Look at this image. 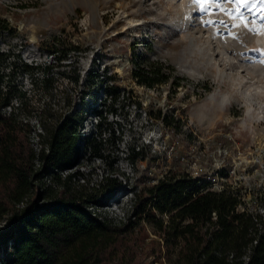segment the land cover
<instances>
[{
    "label": "rangeland",
    "instance_id": "374dc122",
    "mask_svg": "<svg viewBox=\"0 0 264 264\" xmlns=\"http://www.w3.org/2000/svg\"><path fill=\"white\" fill-rule=\"evenodd\" d=\"M192 1L185 7L190 10L193 6L194 10L187 32L177 23L184 14H178L169 0H0V17L8 25L0 28V49L14 53L6 56L1 66L13 71L14 81L24 91L21 97L16 96V111L32 124L29 140L35 150L42 122L55 120L82 99L102 108L112 124L110 133L102 128L91 139L99 117L88 115L81 127L83 135L92 142L99 140L105 155L86 149L61 172L63 176L79 170L71 179L88 185L107 173L118 177L120 185L111 196L98 207L90 206L103 215H125L133 188L167 172L187 170L202 176L212 187L240 186L239 207L264 215V154H260L264 148V98L238 87L230 77L242 74L253 81L251 68H264V63L257 61L264 58V41L256 37L264 30V6L256 4L251 11L244 10L253 28L250 31L248 25L234 26L241 21L231 19L215 5V14H208ZM201 16L206 19L203 23ZM220 18L226 19V28L234 34L231 37L230 32L220 29L223 42L211 35ZM210 20L215 21L208 23ZM190 34L197 38L200 49L192 46ZM236 36L242 43L234 42ZM209 41L211 49L206 48ZM59 42L64 46L75 42L79 47L57 57L50 48ZM217 42L225 44L228 54L237 48L244 63L239 65L238 57H226ZM133 48L142 58L159 59L170 78L152 85L137 82L132 74ZM29 50L35 54L28 55ZM207 52H213L216 65L206 61ZM16 53L39 66L34 68L37 83L20 68ZM42 66L49 67L44 80H40ZM219 68L226 76L215 75ZM89 72L97 75L88 80ZM110 92L116 93L113 104ZM227 92L230 100L222 103L221 94ZM244 100L263 116L247 115ZM158 108L164 116L154 115ZM131 147L139 152L131 153ZM40 189L34 185L29 194L36 196ZM4 225L0 219V227ZM146 227L147 235L141 242L144 259L169 264L163 247L159 250L162 240L151 242L150 237L156 234Z\"/></svg>",
    "mask_w": 264,
    "mask_h": 264
},
{
    "label": "trees",
    "instance_id": "16d2710c",
    "mask_svg": "<svg viewBox=\"0 0 264 264\" xmlns=\"http://www.w3.org/2000/svg\"><path fill=\"white\" fill-rule=\"evenodd\" d=\"M4 27H8L7 22L0 17V28ZM53 47L51 51L62 57L79 45L59 42ZM132 53V74L137 82L152 85L170 78L159 59L142 58L135 48ZM10 54H14L12 50L0 49V105L24 94L13 71L1 66ZM19 60L20 68L37 83L34 68L39 66L21 57ZM41 70L40 80H44L49 67ZM94 74L89 72L87 79H93ZM115 96L110 92L111 104ZM92 113L99 120L90 132L91 139L102 128L110 133L112 124L102 108L82 99L55 120L42 122L40 147L35 150L29 140L30 121L16 109L10 113L0 110V219L5 222L0 227V264H152L142 255L146 225L156 234L150 237L151 242L162 240L159 250L162 246L169 264H264V216L239 207L240 186L212 187L188 170L167 172L133 188L123 216L103 215L92 209L90 206L102 205L117 189L118 177L107 173L88 185L71 179L79 170L61 175V170L72 166L86 149L105 155L100 141L88 140L81 130L84 119ZM154 113L164 116L159 108ZM137 152L138 148L131 147V153ZM34 185L41 189L31 196ZM8 240L12 241L10 247ZM247 244L250 252L244 260L241 254Z\"/></svg>",
    "mask_w": 264,
    "mask_h": 264
},
{
    "label": "bare ground",
    "instance_id": "6f19581e",
    "mask_svg": "<svg viewBox=\"0 0 264 264\" xmlns=\"http://www.w3.org/2000/svg\"><path fill=\"white\" fill-rule=\"evenodd\" d=\"M169 1H170V3H173L176 6V9H177L178 14H181V15L184 14V15L180 16V18H179L180 20H178L177 23H179V25L181 26V28H183L187 32H189V29H190L189 28V26H190V17H191V14L194 13L193 6H192V9L186 10L185 7L187 5V1L188 0H180V1H177V0H169ZM192 2H194V1L189 0L188 4H192ZM224 7L230 8V6H228L227 4L224 5ZM200 18L202 20L201 23L205 22L206 19L203 16H201ZM210 21L214 22L215 20H210ZM245 21L247 22L248 30L249 29H252L253 30L252 26L249 25V22H250L249 21V17L245 16ZM218 22H219L218 27L216 26L215 32L213 34H211V35H213V38L215 36L221 42L222 39H223V35L221 34L220 29L222 30V33H225V31H227V32H230V31H229L228 28H226L228 26V23H226V19L225 18L218 19ZM253 22H254V20H253ZM217 34H219V35L217 36ZM229 35L231 37L234 36L233 32H230ZM190 36H191V44H192V46L200 49L201 48V45L199 44V42H197V40H196L197 38L194 39L192 34H190ZM30 37L32 39H34L35 38V34L34 33H31L30 34ZM256 37H257L258 40L264 41V30L263 31H260V32H257V36ZM234 42H237V44L242 43L240 41V39H238L237 36L234 38ZM210 43L211 42L209 41L208 45L206 46L207 49L210 48V45H212ZM216 46L219 47L220 50L222 52H224L225 54L227 52H229L228 51V48L225 46L224 43H221L220 44L219 42H217ZM237 51H238V49L235 48V47H233V53H230V54L227 53L226 54V57H229V58L238 57L239 58L240 53L237 52ZM27 54L30 55V56H33L35 54V52H33L32 50H29V52ZM208 54L209 55H207L208 57H207L206 61L208 63H212L213 65H216L215 64L216 62H213V60H215V56H214L213 52L212 53L210 52ZM257 61H258V63H260V62L264 63V58L263 59L262 58L261 59H258ZM243 63H244V61L241 60L239 62V65H242ZM220 68L217 69L215 75H225L226 76V73L224 71L222 72V70ZM246 69H250V68L246 67ZM188 71H190V69H188ZM257 71H259V72L257 73ZM250 74L252 75L253 78H255L253 81L252 80H249L248 78H246V76H243L242 74L241 75L231 74L230 77H231L232 81H234V84H236L238 87H244L247 91L250 92V94H254L258 98H264V81L262 79V77L264 78V68L254 66V67L251 68ZM230 97H231L230 93H228V92L227 93H222L220 100H221L222 103H224L226 101H229L230 100ZM212 99H215V95H212ZM245 100H244V104L246 106L245 110H246V114L247 115H250V116L254 117L255 116L254 114L257 113V116H259V117L260 116H263L262 114L258 113V112H261V111H258L257 112V110H256L257 108H255L252 103H249V102H247ZM260 154H264V148H260Z\"/></svg>",
    "mask_w": 264,
    "mask_h": 264
},
{
    "label": "snow or ice",
    "instance_id": "6c2138e0",
    "mask_svg": "<svg viewBox=\"0 0 264 264\" xmlns=\"http://www.w3.org/2000/svg\"><path fill=\"white\" fill-rule=\"evenodd\" d=\"M196 2L200 5V11L215 14V9L212 8L213 5L216 6V9L223 11L226 15H228L233 20H240V25L234 26H244L247 27V22L245 21V12L252 10V7L256 4L264 6V0H196ZM235 5L234 8H227L224 5ZM211 10V11H210ZM233 13H235L233 15ZM208 23H212V21H208ZM250 31L252 29H249Z\"/></svg>",
    "mask_w": 264,
    "mask_h": 264
},
{
    "label": "built area",
    "instance_id": "2783aa9c",
    "mask_svg": "<svg viewBox=\"0 0 264 264\" xmlns=\"http://www.w3.org/2000/svg\"><path fill=\"white\" fill-rule=\"evenodd\" d=\"M16 99V96H12L10 98V100L7 102V103H4V104H1L0 105V110L4 113H10L13 109H16V104H17V101L15 100ZM84 121H86V118L84 119ZM38 131H42V129L40 128ZM36 134H38V132H36ZM40 147V144L38 146H36V150H38ZM66 169V168H65ZM65 169H62L61 172H63ZM194 174V172H193ZM22 202V201H21ZM262 215V214H261ZM264 216V215H263ZM257 224V227H258V230L259 231H262L263 230V226L261 224V222L257 221L256 222ZM257 239V237L253 238L252 239V242H255ZM249 252H250V244H247L245 247H244V250L241 254V257L246 260L248 258V255H249ZM229 256H232V252H229L228 253Z\"/></svg>",
    "mask_w": 264,
    "mask_h": 264
}]
</instances>
